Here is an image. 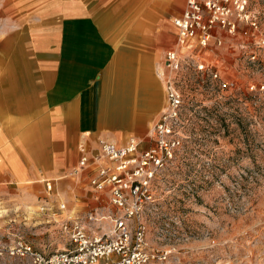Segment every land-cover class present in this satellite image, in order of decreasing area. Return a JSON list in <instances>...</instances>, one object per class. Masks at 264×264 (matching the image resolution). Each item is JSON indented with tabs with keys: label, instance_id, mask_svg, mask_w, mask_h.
Returning a JSON list of instances; mask_svg holds the SVG:
<instances>
[{
	"label": "rangeland",
	"instance_id": "1",
	"mask_svg": "<svg viewBox=\"0 0 264 264\" xmlns=\"http://www.w3.org/2000/svg\"><path fill=\"white\" fill-rule=\"evenodd\" d=\"M100 2L116 11L117 29L110 28V34L120 37V46L135 53L137 72H142L140 65L145 63V73L157 81L164 53L176 42L172 20L182 12L185 0L181 4L177 0ZM67 3L0 0V108L12 107L16 100L37 94L36 62L59 71L53 63L60 50L54 47L47 49V56L41 55L37 51L42 47L32 44L38 37V15L46 11L43 20L58 26L61 22L55 13L68 8ZM247 12L256 22L255 29L238 22L234 35L221 32L219 48L209 46L199 53V60L212 67L218 80L196 73L191 65L180 77L183 107L179 133L183 143L157 182L158 201L145 219L150 248L164 253L167 261L151 264H264V45H258L264 41V0H249ZM119 57L133 64L126 55ZM146 79L153 85L158 101L156 85ZM98 81L86 91L83 103ZM221 81L231 87L223 88ZM9 86L17 87L10 92ZM159 102L160 108L142 122L143 126L135 127L142 126L141 135L158 120L165 107L161 95ZM84 104L86 123L92 130L100 129L102 126L94 127L90 121L92 104ZM17 120L14 112L6 118L0 115V145L6 140L21 144L22 125ZM108 127L118 128L102 130L118 144L136 132L125 131L120 124ZM142 139L143 148L150 146L147 139ZM0 164L10 176L4 158H0ZM57 179L20 183L0 178V182L9 181L0 184L1 243L22 240L43 255L71 248L61 225L69 224L67 219L72 218L82 221L89 212L98 221L82 224L98 236L109 234L107 216L114 209L106 197L92 192L85 178ZM49 181L52 187L47 192L45 183Z\"/></svg>",
	"mask_w": 264,
	"mask_h": 264
},
{
	"label": "crops",
	"instance_id": "2",
	"mask_svg": "<svg viewBox=\"0 0 264 264\" xmlns=\"http://www.w3.org/2000/svg\"><path fill=\"white\" fill-rule=\"evenodd\" d=\"M63 1H67L69 7L55 13L61 22L58 26L52 27L48 20H43L46 11L38 15L41 19L38 37L32 44L35 48L42 47L37 52L46 56L50 54L47 49H59L60 54L56 53L59 58H54L56 63H53L58 65L59 71L48 70L46 65L36 62L34 66L39 77V84L35 86L37 94L31 93L22 100H16L12 107L5 105L0 108V115L5 118L8 113L17 114L19 120L16 123L22 125L19 146L12 140L0 145V158H4L10 174L6 176L0 164L1 179L13 178L20 183L66 179L78 161V146L88 140L89 148H95L88 138L103 137L116 142V138L102 131L105 127L117 130L108 126L120 124L127 129L125 131H136L126 140L134 137L147 139L152 126L143 135L139 131L146 118L160 108V95L164 100L162 68L156 74L158 82L145 73V63H141L143 70L138 73L135 53L120 46L123 44L120 37L110 34V28L117 29L115 20L118 17H115L114 9L112 11L110 6L102 5L100 0ZM177 1L181 4L183 0ZM122 54L133 59V64L119 57ZM146 77L156 85L158 101L155 89ZM97 81L84 100V103L92 104L90 121L93 126H102L92 130L85 121L87 105L82 100ZM16 87L9 86L10 92ZM116 107L122 111L117 116L111 115L110 109ZM30 117L32 120L27 124ZM5 183L9 181L0 182Z\"/></svg>",
	"mask_w": 264,
	"mask_h": 264
},
{
	"label": "built area",
	"instance_id": "3",
	"mask_svg": "<svg viewBox=\"0 0 264 264\" xmlns=\"http://www.w3.org/2000/svg\"><path fill=\"white\" fill-rule=\"evenodd\" d=\"M248 3L249 0H185L181 14L172 20L176 42L163 56L160 75L165 107L147 138L150 146L143 148L145 142L135 137L122 144L103 137L88 138L95 148H89L88 140L78 146V161L68 175L75 180L86 178L92 192L106 197L108 205L114 209L107 216L111 224L109 234L98 236L82 224L98 221L89 212L82 221L72 218L67 219L69 224L61 225L69 236L71 248L43 255L22 240L11 244L0 242V262L151 264L167 261L164 253L150 248L145 219L158 201L157 182L183 143L179 133L183 107L180 77L191 65L196 73L209 74L213 80H218L212 67L199 60V53L209 46L219 48L221 32L225 30L234 35L238 22L256 28L254 18L247 12ZM258 45H264V41ZM220 83L223 88L231 87L227 81ZM51 187V181L45 183L47 192ZM60 209H64V205Z\"/></svg>",
	"mask_w": 264,
	"mask_h": 264
},
{
	"label": "bare ground",
	"instance_id": "4",
	"mask_svg": "<svg viewBox=\"0 0 264 264\" xmlns=\"http://www.w3.org/2000/svg\"><path fill=\"white\" fill-rule=\"evenodd\" d=\"M116 108H117V110H116ZM116 108L115 109H113V108L110 109L112 111L111 115H114V114H115V116L119 115L118 113L121 111V109H118V107H116Z\"/></svg>",
	"mask_w": 264,
	"mask_h": 264
}]
</instances>
